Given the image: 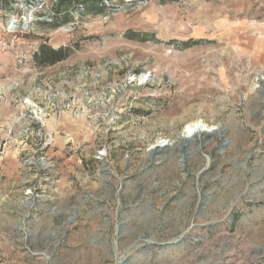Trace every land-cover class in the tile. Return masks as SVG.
Segmentation results:
<instances>
[{"label": "rangeland", "instance_id": "1", "mask_svg": "<svg viewBox=\"0 0 264 264\" xmlns=\"http://www.w3.org/2000/svg\"><path fill=\"white\" fill-rule=\"evenodd\" d=\"M46 1L67 55L0 51V264H264V0Z\"/></svg>", "mask_w": 264, "mask_h": 264}, {"label": "built area", "instance_id": "2", "mask_svg": "<svg viewBox=\"0 0 264 264\" xmlns=\"http://www.w3.org/2000/svg\"><path fill=\"white\" fill-rule=\"evenodd\" d=\"M9 10L0 4V51L11 52L15 59L25 61L32 59L38 49L30 46L29 36L37 22H54L58 12H54V5L46 0H7ZM2 15L7 19L2 20ZM60 20V17L57 18ZM31 47L30 55L24 49Z\"/></svg>", "mask_w": 264, "mask_h": 264}, {"label": "bare ground", "instance_id": "3", "mask_svg": "<svg viewBox=\"0 0 264 264\" xmlns=\"http://www.w3.org/2000/svg\"><path fill=\"white\" fill-rule=\"evenodd\" d=\"M146 78H147V76H145V74L142 73V74H139V75H137V77H134L132 79L135 82L144 83L146 81ZM252 88H255V86H253ZM27 103L33 109H35L36 114L42 115V110L35 107L34 102H32L30 99H27ZM212 127H214V126L213 125L210 126V125L206 124L203 120L197 119L195 121H192V122L185 124L183 127V130H182V134L187 135L188 137H192L193 134H191V132H195L196 134H199L198 136H201L200 131L208 132L212 129ZM156 141L159 144V146H162L163 148L167 147L168 144L170 143L166 139H162V138H158Z\"/></svg>", "mask_w": 264, "mask_h": 264}, {"label": "water", "instance_id": "4", "mask_svg": "<svg viewBox=\"0 0 264 264\" xmlns=\"http://www.w3.org/2000/svg\"><path fill=\"white\" fill-rule=\"evenodd\" d=\"M262 97L264 98V95ZM222 130H223L222 128H220V130H219L217 127L214 126L208 132H202V131H200V134H201L202 139H205L204 135H208V136H213V135L214 136H219L221 134V131ZM191 134H193L192 137H188L187 135H184V134L181 135V140L179 141V144L177 145V148L178 149H180L183 146L185 147L188 144L193 143L196 140V138H198V135L199 134H196L195 132H191ZM164 149H166V148H163L162 146H159V144L157 142H155L147 150H148V153L153 158H156V157H158L159 153H163L165 151ZM69 220L71 221L72 219H69ZM51 235H53V233ZM154 246H155V244L152 243L151 244V247L153 248ZM118 264H128V262L127 263H122L121 262V263H118Z\"/></svg>", "mask_w": 264, "mask_h": 264}, {"label": "trees", "instance_id": "5", "mask_svg": "<svg viewBox=\"0 0 264 264\" xmlns=\"http://www.w3.org/2000/svg\"><path fill=\"white\" fill-rule=\"evenodd\" d=\"M67 55L63 50H55L51 47L41 46L40 52L35 56L38 63L47 65L62 60Z\"/></svg>", "mask_w": 264, "mask_h": 264}, {"label": "crops", "instance_id": "6", "mask_svg": "<svg viewBox=\"0 0 264 264\" xmlns=\"http://www.w3.org/2000/svg\"><path fill=\"white\" fill-rule=\"evenodd\" d=\"M253 58H255V63L258 62L257 64L264 65V46L255 50V56Z\"/></svg>", "mask_w": 264, "mask_h": 264}]
</instances>
